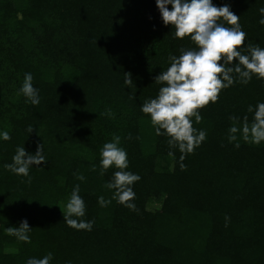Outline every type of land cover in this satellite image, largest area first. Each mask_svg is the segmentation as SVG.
<instances>
[{
    "label": "trees",
    "instance_id": "1",
    "mask_svg": "<svg viewBox=\"0 0 264 264\" xmlns=\"http://www.w3.org/2000/svg\"><path fill=\"white\" fill-rule=\"evenodd\" d=\"M213 4L230 5L245 44L264 48V0ZM195 47L165 26L156 0H0V133L11 135L0 136V264L49 252L50 264H264V142L238 133L236 148L228 139L230 117L251 123L248 107L264 103V79L237 82L198 109L203 119L193 117V127L206 140L183 161L141 111L158 95L155 77L170 67L169 54ZM26 73L38 106L20 92ZM113 135L121 137L127 170L141 177L133 189L137 211L105 187L115 167L100 175V151ZM41 144L47 163L31 167V184L4 167L18 146L35 154ZM81 173L84 181L74 175ZM77 184L92 231L64 222L61 208ZM101 196L111 200L107 207ZM25 219L31 243L6 233Z\"/></svg>",
    "mask_w": 264,
    "mask_h": 264
},
{
    "label": "clouds",
    "instance_id": "2",
    "mask_svg": "<svg viewBox=\"0 0 264 264\" xmlns=\"http://www.w3.org/2000/svg\"><path fill=\"white\" fill-rule=\"evenodd\" d=\"M156 3L165 26L171 25L179 39L189 37L196 47L181 49L179 56L169 54L170 67L155 77V83L161 85L158 95L145 100L141 111L150 115L156 135L168 137L169 147L179 149L183 154V161L187 154H193L206 140V132L193 127V117L196 124L203 119L198 109L206 108L209 103H216L221 91L237 82L246 85L253 76L264 79V48L252 43L245 44L247 34L239 23L240 17L231 11L230 5L217 7L213 0H156ZM168 5L172 6V10H169ZM259 12L262 15L259 23L264 25V7ZM131 75L130 72L125 73V84L129 87L133 85ZM33 79L31 73H26L20 92L27 102L38 106L39 90L34 87ZM248 112H254L251 123L247 116L243 118L242 124L237 117H230L233 124L229 129L228 139L230 143L236 142V148L240 147L237 142L238 133L245 142L256 145L264 142V103L257 104L255 108L250 105ZM105 115L112 117L114 114L109 109ZM33 130L32 126L27 129L30 134ZM0 136L5 141L11 140L7 131L0 133ZM120 145L121 137L113 135L112 141L102 146L100 175L104 176L109 169L115 167L117 170L105 187L115 190L112 199L130 210L137 211L134 203L136 193L133 189L141 177L127 170L130 161L126 150ZM43 153L44 144L38 145L35 154L28 153L24 146H18L12 162L4 167L17 176L25 177L26 181L22 182L31 184V167L47 163ZM169 155L173 153L169 152ZM180 167L181 170L186 169L183 163ZM92 170H96L95 165ZM74 175L77 180L86 179L82 173ZM79 193L80 186L77 184L68 198L66 209L61 208L64 222L78 231H92L95 221L83 219L87 207ZM98 203L101 207H107L111 200H105L101 196ZM31 230L25 219L18 227H7L6 233L21 242L31 243ZM52 259L53 254L49 252L43 258H29L27 264H50Z\"/></svg>",
    "mask_w": 264,
    "mask_h": 264
}]
</instances>
